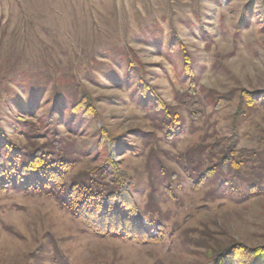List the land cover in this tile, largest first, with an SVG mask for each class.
Returning a JSON list of instances; mask_svg holds the SVG:
<instances>
[{"label": "rangeland", "instance_id": "rangeland-1", "mask_svg": "<svg viewBox=\"0 0 264 264\" xmlns=\"http://www.w3.org/2000/svg\"><path fill=\"white\" fill-rule=\"evenodd\" d=\"M109 46L131 49L140 61L130 81L120 64L111 70L119 78L87 83L103 116L96 127L107 126L123 149L118 153L120 145L108 144L96 162L92 154L78 170L112 154L124 170L138 174L146 220L161 224L163 237L150 244L100 238L52 200L0 190V264H52L53 259L56 264H208L211 249L234 243L264 246V194L241 200L237 191L215 193L217 181L195 190L185 176L179 182L159 179L153 192L146 169V143L160 140L170 159L214 132L228 139L241 92L264 90V0H0V64L6 57L53 54L76 68L94 57L109 65L110 58L101 55ZM186 59L192 60L200 99L190 110L199 119L193 121L184 108L183 122L171 131L152 106H139L134 91L141 74L176 107L193 83L186 75ZM225 97L232 103L214 113L210 102ZM23 100L28 116L34 111L25 95ZM41 105L35 112L45 111ZM251 115L239 129L238 148L246 152L259 150L264 132V108ZM88 128L77 143L93 149L95 129ZM173 168L181 173L177 165ZM169 184L171 195L165 190ZM233 185L246 188L240 182Z\"/></svg>", "mask_w": 264, "mask_h": 264}, {"label": "trees", "instance_id": "trees-1", "mask_svg": "<svg viewBox=\"0 0 264 264\" xmlns=\"http://www.w3.org/2000/svg\"><path fill=\"white\" fill-rule=\"evenodd\" d=\"M101 55L110 58L109 65L97 63L94 57L88 65L76 68L53 54L40 59H28L26 55L16 59L6 57L0 64V190L13 189L27 196L52 200L97 237H112L135 244L158 243L163 237V226L146 220V210L142 208L137 191L141 180L138 174L124 170L121 161L112 154L98 164L78 170L92 154V161L96 162L106 152L108 144L120 145L107 126L96 127L103 116L87 83H100L101 77L119 78L111 70L120 64L126 66L125 79L128 81L134 71H139L140 61L131 49L109 46ZM185 70L193 83L176 107L161 98L141 74L134 91L135 97L138 94L139 106H152L161 124L169 125L171 131L174 125L183 122L182 110H190L192 102L200 100L194 84L196 74L192 60L186 59ZM23 95L29 101L30 111H34L28 116L24 114ZM228 98L210 102L214 113L232 103ZM42 103L45 111L39 114L35 110H39ZM258 107L264 108V90H243L233 118L231 137H220L214 132L199 145L170 159H167L169 152L161 149L160 140L146 143L149 148L146 169L150 172L153 192L157 191L159 179L179 182L185 176L188 185L195 190L205 187L207 182L217 181L215 193L225 189L237 191L241 200L263 195L264 132L258 151L246 152L238 148L239 129ZM190 113L193 121L199 119L191 110ZM88 124L95 129L93 149L82 148L77 143L89 129ZM160 130L165 132L162 127ZM122 149L120 145L118 153ZM245 154L254 159H247ZM174 164L181 173L173 168ZM236 182L246 188L238 189L233 185ZM170 186L165 190L171 195L174 188ZM152 196L150 194V198ZM206 257L208 264H264V246L234 243L223 250L211 249ZM56 261L51 262L56 264Z\"/></svg>", "mask_w": 264, "mask_h": 264}]
</instances>
